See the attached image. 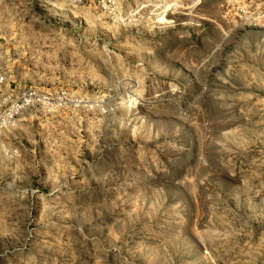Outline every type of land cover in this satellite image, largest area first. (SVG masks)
<instances>
[{
    "label": "rangeland",
    "instance_id": "rangeland-1",
    "mask_svg": "<svg viewBox=\"0 0 264 264\" xmlns=\"http://www.w3.org/2000/svg\"><path fill=\"white\" fill-rule=\"evenodd\" d=\"M0 63V264H264V0H0Z\"/></svg>",
    "mask_w": 264,
    "mask_h": 264
},
{
    "label": "built area",
    "instance_id": "built-area-1",
    "mask_svg": "<svg viewBox=\"0 0 264 264\" xmlns=\"http://www.w3.org/2000/svg\"><path fill=\"white\" fill-rule=\"evenodd\" d=\"M52 98L34 88L16 89L8 79V71L0 63V131L16 124L28 111L48 108Z\"/></svg>",
    "mask_w": 264,
    "mask_h": 264
},
{
    "label": "crops",
    "instance_id": "crops-1",
    "mask_svg": "<svg viewBox=\"0 0 264 264\" xmlns=\"http://www.w3.org/2000/svg\"><path fill=\"white\" fill-rule=\"evenodd\" d=\"M12 86H14L16 89H22V87H18V85H16L15 81H12L11 83ZM39 118H41L40 115L34 113V112H27L23 115H21V117L19 118L20 122L18 125L19 129H27L28 128V132L31 131V128L33 127V125H35V122L37 120H39Z\"/></svg>",
    "mask_w": 264,
    "mask_h": 264
}]
</instances>
